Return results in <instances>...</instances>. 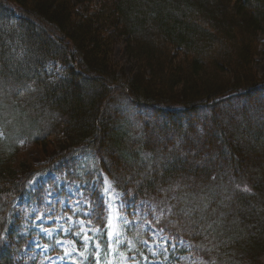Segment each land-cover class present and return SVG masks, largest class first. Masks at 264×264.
Wrapping results in <instances>:
<instances>
[{"label":"trees","instance_id":"obj_1","mask_svg":"<svg viewBox=\"0 0 264 264\" xmlns=\"http://www.w3.org/2000/svg\"><path fill=\"white\" fill-rule=\"evenodd\" d=\"M262 39L264 0H0V264H22L29 184L85 154L194 257L264 264ZM31 148L38 164L19 157ZM101 184L81 190L103 247Z\"/></svg>","mask_w":264,"mask_h":264},{"label":"rangeland","instance_id":"obj_2","mask_svg":"<svg viewBox=\"0 0 264 264\" xmlns=\"http://www.w3.org/2000/svg\"><path fill=\"white\" fill-rule=\"evenodd\" d=\"M260 50L255 69L262 75L264 39ZM112 61L122 67V71L116 75L118 82L127 85L134 72V63L126 59L122 46L114 49ZM52 66L53 64L46 66L45 71L48 75L57 73L58 69L55 70ZM215 79L212 83L217 82ZM7 98L11 100L10 96ZM24 141L25 139L19 142V148H23ZM34 149L27 150L19 157H25L26 160L38 164L39 153ZM75 161L74 169L69 172L46 173L33 179L28 186V192L29 195L40 192L38 202L31 203L26 199L15 203L16 213L19 216L25 215L21 234L27 237V244L25 243L22 250V264H85L88 257L96 264L95 243L99 242L101 245V239L98 231L86 223L85 225L92 228L88 235L93 239L83 238L79 222L85 217L83 213L86 208L77 207L76 201L83 199L78 191H82L81 189L88 184L90 188L95 189L99 186V181L102 183L100 196L106 209V224L111 215L113 227L120 230L121 240L120 244L113 242L112 248L109 249L106 229L105 246H101L100 249L102 264H209L194 257L186 243L170 240L157 230L144 208L129 210V206H124L119 193L113 189L111 183L108 184L111 191L107 196H102L107 179L99 173L94 156L91 154L76 156ZM77 185L80 186L79 190ZM152 219L156 221V216L153 215ZM84 231L87 232L88 228L85 227ZM134 234L135 238L132 237ZM66 253L68 255H65Z\"/></svg>","mask_w":264,"mask_h":264},{"label":"snow or ice","instance_id":"obj_3","mask_svg":"<svg viewBox=\"0 0 264 264\" xmlns=\"http://www.w3.org/2000/svg\"><path fill=\"white\" fill-rule=\"evenodd\" d=\"M110 182H108L107 180L105 181V188H104V192L101 193L102 196H107L108 193L111 191V189L108 187V184ZM77 189H80V186L77 185ZM243 191H248L247 188H244ZM78 194L83 197V199H79L76 201V206L80 207L83 206L85 207L87 210L83 213V215L85 217L90 218L91 216H93L95 214V208H94V202L91 201L89 196H85L84 193L82 191H78ZM87 202V203H86ZM109 212H111V209H109ZM99 219V217H97ZM118 219H122V217H118ZM127 222V221H125ZM80 224V229L81 232L83 233V238L85 240H91L93 239V237L88 235V232L92 231V228L88 225H85V221L82 219L79 222ZM85 227L88 228V231H84ZM105 229H108L107 231V237H108V248L111 249L112 248V244L113 242L115 244H120L121 240L119 239L120 236V230L119 228H115L113 227L112 224V218L111 215L109 216V222L107 224H105ZM96 231H100V229H96ZM59 243V242H58ZM144 243H148L147 241H144ZM95 248H96V264H102V258H101V245L99 244V242L95 243ZM73 251H75V249H73ZM65 255H68V253H66Z\"/></svg>","mask_w":264,"mask_h":264}]
</instances>
